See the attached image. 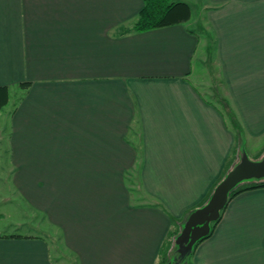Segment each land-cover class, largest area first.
I'll use <instances>...</instances> for the list:
<instances>
[{
  "label": "crops",
  "instance_id": "crops-1",
  "mask_svg": "<svg viewBox=\"0 0 264 264\" xmlns=\"http://www.w3.org/2000/svg\"><path fill=\"white\" fill-rule=\"evenodd\" d=\"M180 1L189 19L134 31L143 0H0V178L75 259L0 232V264H159L175 223L264 139V0ZM200 9L209 30L190 24ZM195 61L210 83L218 67L223 106ZM189 264H264V186L228 200Z\"/></svg>",
  "mask_w": 264,
  "mask_h": 264
},
{
  "label": "rangeland",
  "instance_id": "rangeland-1",
  "mask_svg": "<svg viewBox=\"0 0 264 264\" xmlns=\"http://www.w3.org/2000/svg\"><path fill=\"white\" fill-rule=\"evenodd\" d=\"M191 1L193 4L195 3L194 8L198 6V2H196V0H191ZM190 24L198 31L209 30V27L205 25V18L203 17V11L201 9L194 13ZM200 24L202 28L201 26H199ZM213 59H214V54H213ZM196 62L197 61H195L197 72L200 73L203 78H205L206 76V78L202 81L203 85L201 86L198 85L199 88L202 89V91L205 92V94H208L215 102H217L218 105L223 106L222 104L223 102H221L220 96L218 97V95L216 94L217 91L219 92V90L216 89V86H219L221 83V79H220L221 77L219 76L218 67L213 62V78H212V82L210 83V78L208 77V71H210V68L207 65L208 67L207 69L206 65L204 64L199 65L196 64ZM214 77L216 78V81ZM196 78H197L196 74L191 76V80L195 83H196ZM209 83L211 84V86ZM212 84H213V88H212ZM208 90H211V92H209ZM227 118H228V114H227ZM240 146L241 144L237 145L238 147L237 151H239ZM243 149H244L243 151H245L251 159H257V157H261L264 154L263 152L264 139H259L257 140L256 143L253 144L248 143ZM243 151L241 153V156L243 154ZM130 179L133 181V179L135 178L134 176H131ZM181 228H182V224H180L179 226L178 233L175 234L174 237H172V242L168 249V252L171 253L168 254L170 255L169 257L170 260L168 262L174 263L172 256L174 249H177V251L179 252L178 245L176 244V237L179 234ZM58 230L59 229L57 228V226L53 225L41 211L34 208V206H32V204L26 198H24L23 194L20 193L18 188L14 185L12 177L2 176V178H0V232L32 234V235L43 236L50 242L52 251H55L54 248L55 245L58 258L60 261L66 259L67 261H70L71 259L72 263H75V259L73 258V255H68L69 252L66 250V247L64 246L63 242H61V239L58 235V232L60 230L59 231ZM53 241H55V244H53L54 243ZM192 251L193 249L189 253H186L184 256L181 255V257L182 258L187 257L188 260L190 261L192 256Z\"/></svg>",
  "mask_w": 264,
  "mask_h": 264
},
{
  "label": "water",
  "instance_id": "water-1",
  "mask_svg": "<svg viewBox=\"0 0 264 264\" xmlns=\"http://www.w3.org/2000/svg\"><path fill=\"white\" fill-rule=\"evenodd\" d=\"M264 178V154L258 159H251L243 154L215 186L209 199L200 207L192 210L182 224L176 237V244L182 256L189 253L194 244L211 230L212 222L219 219L221 211L228 203L229 195L239 183ZM167 264H178L168 262Z\"/></svg>",
  "mask_w": 264,
  "mask_h": 264
},
{
  "label": "trees",
  "instance_id": "trees-1",
  "mask_svg": "<svg viewBox=\"0 0 264 264\" xmlns=\"http://www.w3.org/2000/svg\"><path fill=\"white\" fill-rule=\"evenodd\" d=\"M144 4L141 8L139 15L129 30L134 31H145L152 28H157L161 26L171 25L174 23H178L184 20L189 19L191 16V7L187 2L180 1V0H143ZM124 31H128L124 30ZM229 117L231 120H233L234 125L237 126L239 131V138L241 137V131L239 130V125L237 123V120L235 116H232V114H229ZM231 162L228 164V167L230 166ZM229 169V168H228ZM264 186V178L263 179H252L247 180L244 182L239 183L234 189L231 190L229 199L237 195L243 190L251 189ZM212 193V192H211ZM210 193V194H211ZM210 197V196H208ZM208 200V198L202 203V205ZM220 219V217H219ZM216 220L212 222L211 224V230L210 232L199 239L193 246L194 247L205 237L211 234L214 225L219 221ZM181 221V220H180ZM185 221V219H184ZM183 221V222H184ZM181 224V223H180ZM179 223H175L174 228L170 231L167 239L165 240L161 252H160V260L159 264H167V262L170 260V255H168L170 252H168V249L172 242V237L175 236V234L179 231ZM171 254V253H170ZM189 255V254H188ZM173 261L178 262V264H189V260L187 257L182 258L181 254L177 251V249H174V252L172 254Z\"/></svg>",
  "mask_w": 264,
  "mask_h": 264
}]
</instances>
